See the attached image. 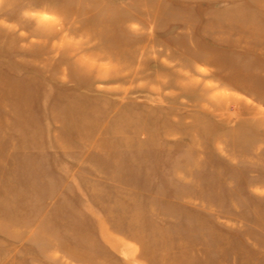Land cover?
<instances>
[{
	"label": "rangeland",
	"instance_id": "rangeland-1",
	"mask_svg": "<svg viewBox=\"0 0 264 264\" xmlns=\"http://www.w3.org/2000/svg\"><path fill=\"white\" fill-rule=\"evenodd\" d=\"M0 264H264V0H0Z\"/></svg>",
	"mask_w": 264,
	"mask_h": 264
}]
</instances>
